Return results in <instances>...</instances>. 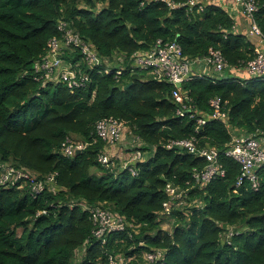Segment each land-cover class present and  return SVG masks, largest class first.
I'll return each mask as SVG.
<instances>
[{"label":"trees","instance_id":"trees-1","mask_svg":"<svg viewBox=\"0 0 264 264\" xmlns=\"http://www.w3.org/2000/svg\"><path fill=\"white\" fill-rule=\"evenodd\" d=\"M254 1L264 35V0ZM221 2L201 0L203 10L188 13L148 0H0V162L39 179L54 174L36 197L27 183L0 186V264H77L82 246L78 264H117L110 255L123 256V264H148L143 253L151 250L163 251L156 264H264V166L258 169V190L247 183L236 188L239 166L223 154L233 134L264 135V80L232 75L231 67L243 68L254 57V47L232 29L235 21ZM59 20L68 21L101 57L122 54L125 63L158 39L178 42L188 60L204 57L210 46L220 49L227 75L194 77L181 90L199 115L208 114L209 99L219 96L229 129L209 119L196 131L195 118L177 114L173 86L147 70L116 75L82 64L90 80L73 92L64 81L35 79L40 73L34 62L44 59L49 40L59 36ZM66 52L62 59L80 60ZM110 116L124 121L141 142L145 157L130 163L135 175L98 162L107 145L95 124ZM193 135L198 147L218 149L225 168L223 177L202 188L192 186V171L204 166L203 157L166 146ZM69 136L82 144L71 156L63 151ZM168 183L188 189V203L172 211L175 222L165 231L159 213ZM94 207L132 221L136 231L110 232L101 243L92 234Z\"/></svg>","mask_w":264,"mask_h":264},{"label":"built area","instance_id":"built-area-1","mask_svg":"<svg viewBox=\"0 0 264 264\" xmlns=\"http://www.w3.org/2000/svg\"><path fill=\"white\" fill-rule=\"evenodd\" d=\"M160 1L166 3L169 8L184 7L186 12H201L203 5L201 0H185L176 3L173 0H148ZM236 14H240L248 21L247 34L255 40H251L254 49V57L248 60L243 68L231 67L232 74L240 71L246 72L248 77L264 80V35L255 21V11L257 5L254 0H234ZM143 3V2H142ZM236 24H233L235 30ZM59 36L52 37L49 40V51L44 59L34 62V69L40 74L35 79H55L64 81L71 92L77 88H83L90 80L89 73L82 67L87 68L102 66L105 73L113 70L116 75L123 71H132L133 68L147 70L158 81H167L173 86L172 98L177 104V114L180 116L188 115L196 120V131L207 120L214 119L226 123L228 126V113L225 110L226 102H223L219 96L209 99L210 112L199 115L197 108L193 105L192 100L187 97L181 90V85L194 77L205 75L203 70L210 69L213 73H222L229 66L220 49L210 46L207 53L202 58L188 60L184 57L180 44L176 41L163 42L158 39L153 47L146 51L136 50L128 57V63H125V56L113 53L111 56L101 57L95 46L85 40L79 32L66 20H59L57 23ZM67 50L72 54H78L80 60L62 59L60 54ZM204 64L203 70H199L201 64ZM125 128L124 122L113 116L105 117L98 120L95 124L97 136L107 145H114L121 138ZM199 132V131H198ZM198 139L196 136H190L183 139H172L167 143V148L179 147L187 152L203 157L205 164L202 168H195L192 171L194 181L193 187H205L212 179L223 177L225 168L219 160V151L215 146H197ZM82 148L81 143H75L71 136L67 137L63 143V151L67 156L73 155L74 151ZM133 161L141 157L139 151H136ZM223 154L231 158L239 166V174L235 183L238 188L247 183L251 189L258 190L260 178L258 169L264 166V135L261 131H254L248 134H237L232 136L231 141L225 145ZM98 162L104 166H110L112 158L107 152L98 155ZM136 174V168L133 164L123 166ZM0 186L12 187L18 183H27L29 192L33 197L46 188V184L54 181V174H48L44 178H37V175L25 168H16L13 165L0 162ZM236 191V189L234 190ZM165 192L167 199L163 202V209L159 214L168 216L174 207H180L178 204L188 196V189L179 188L172 184H166ZM90 215L94 228L93 236L106 242V237L110 232L124 231L137 227L132 221H128L110 210L100 207L90 209ZM144 257L148 264H156L161 257L162 250L147 251ZM109 262L123 264V256L114 259L109 256Z\"/></svg>","mask_w":264,"mask_h":264},{"label":"rangeland","instance_id":"rangeland-1","mask_svg":"<svg viewBox=\"0 0 264 264\" xmlns=\"http://www.w3.org/2000/svg\"><path fill=\"white\" fill-rule=\"evenodd\" d=\"M201 67L202 66H200L199 67V70H201ZM203 68V67H202ZM203 70V69H202ZM203 73H205V75H209V76H216V78H218V79H220V78H222L223 76H226L227 75V72H222V73H213L210 69H204L203 70ZM234 75H235V72H234ZM225 124V126H227L226 125V123H224ZM122 138H125V141L127 142L128 141V143L126 144V146H129V148H125L123 145H122V143H123V141H121V143L120 144H118L119 145V149H121V154H123V156H126L125 158L124 157H122V158H120V157H114V155H111V153H110V155H111V158H112V163H111V167H113V169L114 170H116V171H118V170H120V169H123L124 167V165H127V164H130L131 162H134L133 161V156L135 155V154H133V153H135L136 152V150H137V148H139L138 146H141V142L138 140V138L137 137H135L131 132H130V130H129V128L126 126L125 127V130H124V132L122 133V137H121V139ZM112 146H115V145H112ZM110 151H111V147H110ZM129 153V154H128ZM145 154H144V152L142 151V156H144ZM186 203H188L187 202V198L185 199L184 198V200H183V202L180 200L179 201V203L178 204H180L179 206L180 207H174L172 210H171V212H170V214L168 215V216H163V215H161V217L160 218H162V222H161V227L165 230V231H170L171 230V228H172V226H173V223L175 222V214H172V211H174V210H182V209H184V206H186ZM137 228V227H136ZM136 228H134L133 230H135L136 231ZM229 233V235L231 234V232H228ZM148 252L147 251H145L144 253H143V256L145 257L146 256V254H147ZM85 254V247L84 246H82L81 248H79L78 249V252H77V255L75 256V258H74V261L75 262H77V264H78V262L81 260V258H82V256ZM147 263V262H146Z\"/></svg>","mask_w":264,"mask_h":264},{"label":"crops","instance_id":"crops-1","mask_svg":"<svg viewBox=\"0 0 264 264\" xmlns=\"http://www.w3.org/2000/svg\"><path fill=\"white\" fill-rule=\"evenodd\" d=\"M222 2H221V4H223V6L224 7H226L227 8V10H228V13L230 14V16L233 18V20L235 21L234 23L236 24V28H235V31H237V32H241V33H243L245 36H246V38H247V40H249L250 42H251V40H255V38H252L251 36H249L248 34H247V30H248V21L244 18V17H242L239 13L238 14H236L237 13V9L234 11V12H232L231 10H232V2H231V0H228V1H225V0H221ZM203 68L201 67V70H202ZM237 74H240V75H238V76H240V77H243V78H247L248 77V75L246 74V72L244 71V72H241L240 73V71H238V73ZM216 77V76H215ZM121 141H123V143H122V145L127 149V148H129V146H126V144L128 143V141L126 142L125 141V138H122L120 141H118L116 144H115V146H111V151H110V148H109V153H111V155H114V157H120V158H122V157H126V156H123V154H121V149H119L120 147H119V145L118 144H120L121 143ZM107 152H108V147H107ZM129 154V153H128ZM145 156H142V158L141 159H143Z\"/></svg>","mask_w":264,"mask_h":264},{"label":"clouds","instance_id":"clouds-1","mask_svg":"<svg viewBox=\"0 0 264 264\" xmlns=\"http://www.w3.org/2000/svg\"><path fill=\"white\" fill-rule=\"evenodd\" d=\"M232 75H234V74H232ZM208 76H209V75H208ZM212 77H214V76H212ZM215 78H216V77H215ZM247 78H249V77H247ZM115 118H116V117H115ZM119 120H120V119H119ZM121 121H122V120H121ZM123 122H124V121H123ZM221 122H222V121H221ZM223 123H224V122H223ZM124 125H125V123H124ZM125 127H126V125H125ZM226 127L229 129V126H226ZM124 130H125V128H124ZM124 130H123V132H124ZM123 132H122V133H123ZM233 135H236V134H233ZM121 137H122V135H121ZM120 140H121V138H120ZM120 140H119V141H120ZM116 143H117V142H116ZM116 143H115V144H116ZM115 144H114V145H115ZM106 145H107V144H106ZM111 146H112V145H107V147H108V152H107V153H108V154H110V153H109V152H110V151H109V148H110ZM136 151H139V152H140L141 157H140L138 160H141V158H142V151H141L139 148H137ZM133 154H134V153H133ZM110 156H111V155H110ZM136 161H137V160H136ZM6 163H7V162H6ZM50 174H51V173H50ZM12 187H13V186H12ZM159 216H160V214H159Z\"/></svg>","mask_w":264,"mask_h":264},{"label":"water","instance_id":"water-1","mask_svg":"<svg viewBox=\"0 0 264 264\" xmlns=\"http://www.w3.org/2000/svg\"><path fill=\"white\" fill-rule=\"evenodd\" d=\"M131 82H129L128 84H126L125 86H123V89H127L130 86Z\"/></svg>","mask_w":264,"mask_h":264}]
</instances>
